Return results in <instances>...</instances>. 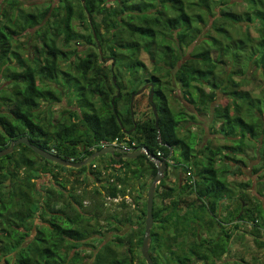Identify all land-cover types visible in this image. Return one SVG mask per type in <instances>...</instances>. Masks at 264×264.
I'll return each mask as SVG.
<instances>
[{
    "label": "trees",
    "instance_id": "obj_1",
    "mask_svg": "<svg viewBox=\"0 0 264 264\" xmlns=\"http://www.w3.org/2000/svg\"><path fill=\"white\" fill-rule=\"evenodd\" d=\"M104 2L58 0L56 6L24 10L17 0H6L8 7L1 14L5 21L0 24V76L8 77L10 87L0 89V107H6L0 111V150L22 136L41 149H54V154L76 161L100 149L101 141L145 147L156 157L173 162L170 168L176 180L172 186L165 183L167 164L153 202L149 253L154 264H220L232 237L243 236L238 235L240 223L248 224L246 233L263 253L264 264L262 200L253 195L247 207L238 201L233 208L224 203L237 198L227 195L232 192L227 174H242L250 148L255 154L252 172L257 174V193L264 199V0H113L112 6ZM74 21L84 23L87 32L77 31ZM206 25L215 34L212 42L204 38L183 58L181 50L193 46ZM30 29L33 33L26 32ZM22 32L35 35L31 55L22 56L21 48L14 45ZM78 44L85 46L81 53ZM142 52L152 63L145 79L139 75L146 69ZM10 58L17 61V68L10 67ZM62 62L68 69L61 68ZM104 62H109L108 70L100 66ZM257 77L261 84L253 92L250 82ZM139 78L136 86L133 82ZM146 82L154 84L157 126L148 88L134 97L130 108L131 94ZM65 93L74 98L67 101L74 107L63 111L59 124L46 125L35 107L39 101L47 106L61 103ZM221 96L224 103H219ZM171 99L184 100L194 110L186 106L173 110ZM199 115L211 120L209 126L218 123L215 132L229 143L199 141L191 131L180 135V128L188 130L186 125L197 123ZM34 154L18 144L0 157V262L83 264L79 252L73 250L84 244L92 252L89 264H136L146 200L137 216V229L126 242L119 235L112 240L125 244L122 253L110 242L96 246L85 241L102 233L97 229L100 219L114 227L132 224L128 211H105L102 199L130 195L128 186L135 180L145 174L153 178L155 164L144 153L119 160L108 154V165L120 164V169L103 174L96 158L74 169L39 155L37 162ZM51 167L76 175L75 183L84 174L100 182L92 197L102 199L92 211H84L87 192L77 193L74 185L68 191L67 180L65 184L57 181L58 173ZM40 174H49L60 186L58 190L47 188L41 204L33 193ZM238 198L250 200L245 193ZM119 206L126 207L124 200ZM37 218L40 225L35 224ZM139 255L138 263L146 264Z\"/></svg>",
    "mask_w": 264,
    "mask_h": 264
},
{
    "label": "rangeland",
    "instance_id": "obj_2",
    "mask_svg": "<svg viewBox=\"0 0 264 264\" xmlns=\"http://www.w3.org/2000/svg\"><path fill=\"white\" fill-rule=\"evenodd\" d=\"M19 2V4L21 5V7L24 10H32V9H36V7H41V6H46L48 4H51L52 6H56L58 0H17ZM105 6H112L113 5V0H105L104 2ZM8 5L6 4V0H0V24H2L5 19L2 17V11L7 8ZM75 24V29L79 32L85 33L87 32L85 27H84V23L82 22H78V21H74ZM203 32L201 37L197 40V42L190 47H184L181 50V53L183 55V58H186L189 56V54L191 52H194V47L196 45H199L200 42L204 39V38H208L210 40L211 38V42H212V37H214V32L212 30L207 29V25L203 26ZM26 32H30L33 33V29H30ZM26 32H22V34L19 36L17 35L16 38H18L16 41H14V45H18L21 49H20V53L22 56H26V55H31L32 52V48L30 45H32L34 43V38L35 35L32 34L31 37H28V33L26 34ZM210 43V42H209ZM209 47V46H208ZM76 48L78 50L79 53H81L85 46L82 44H78L76 45ZM199 48V46L197 47ZM213 49V47H211ZM196 49V48H195ZM140 59H142V61H144L145 65H146V69L141 71L139 73L140 78L141 79H145L147 78L150 74H151V67H152V63L149 61L148 56L145 52H142L140 55ZM74 61V60H71ZM9 65L10 67H16L17 68V61L14 58H10L9 60ZM72 65V62H71ZM100 66L104 69L108 70L109 67V62H104L101 63ZM68 67L67 64L64 62L61 63V68L63 69H68L66 68ZM72 70V67L71 69ZM129 77V74H126V79ZM139 78V79H140ZM134 81L133 83L137 86L139 83V81ZM169 79L168 77L163 78V80H167ZM61 81V80H58ZM261 84V80L257 77L251 80L250 82V86H246L249 88H252V91H258L259 87ZM176 86V85H175ZM10 87V80L8 79V77L6 76H0V89H8ZM75 87V86H74ZM61 91H64V87L61 88ZM172 94L174 93V95L176 97L179 96L177 90L175 91L174 89H171ZM175 92L177 94H175ZM69 95V96H68ZM175 97V98H176ZM180 97V96H179ZM178 97V98H179ZM74 98H72V96H70V94L65 93L64 97L62 98L61 103L55 104L54 106H47L46 102L43 101H39V104L35 107V113L41 118L43 119V122L46 125L49 124H59L62 120V113L65 109H72L74 107V104H68V100H73ZM95 103H97L98 101L95 100ZM225 102V98L221 96V98L219 99V103H224ZM171 107L173 108V110H178L181 109L182 106H186L189 110L193 111L194 109L192 108L191 105L187 104L186 102H184V100L180 99V102H178L175 99H171ZM6 107L1 106L0 107V111H3V109H5ZM77 108V107H76ZM172 110V111H173ZM174 112V111H173ZM58 121V122H57ZM198 122H191L190 124H188V126L186 125V127H188V130H186L185 128H180L179 133L180 135H186L189 131L196 133L198 136L199 141H210V143H212L213 145L216 144H220V145H225L229 142L224 141L223 139H221L220 135H218L215 132V129H217L218 127V123H216L215 125L212 123L211 125L213 126L212 128L209 126V122H211V120L207 119L206 116H201L199 115L198 117ZM51 126V125H50ZM181 126H183L181 124ZM175 153H178V150L175 149ZM247 166H242V174H239L237 171L234 172L233 174H227V180L229 182V188H231L232 192L229 191L227 192V195L230 196L229 193H231V196L237 197L233 200H224L225 204L230 203L229 205L233 208L236 203L234 201H238L241 203L242 206L247 207L248 203L253 202V195L257 196V198H259L260 200H262L263 204H264V199L258 195L257 193V174H254L252 172V167H254L255 164V160H254V153L253 150L247 149ZM32 157L37 161L40 162V158L37 155H32ZM105 157H108V154L105 155H101L96 157V165L98 168H100V170L104 169V159ZM146 166V163H145ZM53 171L58 173V180L59 182L65 184L63 182V180H67L66 185V189L68 191H70L71 189V185H74V187L76 188V192L77 193H83V191L87 192L86 197L83 200V205L84 202H86V205H84L83 210L86 212L92 211L94 208V204L95 202H97V200L102 199L101 197H92V191L93 188L96 187V180H94L92 177H86V175H79V180L81 181L80 183H75L74 179L76 178V175H70L67 171H62L56 167H51ZM114 172V171H111ZM110 173V172H109ZM105 176V175H104ZM162 179V177H161ZM152 178L150 175L145 174L144 177H142L141 179H139L138 181L135 180L133 182V184L128 186V190L130 192V196L131 198L135 201V203L137 202V197L139 196L137 194V191L139 190L140 195L142 196L141 199V207L143 206L144 201L146 200V192L149 186V183L151 182ZM165 180L169 183V185H175L176 184V180H175V175L173 173L172 168H169L168 173L166 175ZM161 181V180H160ZM56 181L49 175V174H40L38 176V178L35 179V191L33 192L36 198H39L40 204L43 202L42 200H44L45 198V193H46V189L47 188H55L57 187L60 188V186H58L57 184H55ZM98 184H101L100 182H97ZM160 183V182H159ZM240 183L246 184L245 187H241ZM57 185V186H56ZM138 189V190H137ZM245 193V195L250 199L248 202L245 201H240L238 196L240 197V194ZM66 194V192H65ZM102 201H104L103 207L105 209V211H109V212H114V211H120L122 210H126L131 214V219H132V224H127L125 226H121L119 225L118 227H114L113 225H109L107 224L104 220H99V227L97 226V229L100 228V232H102L100 235H95L96 237L85 241V242H90L93 243L96 246H99L104 242H110V244L115 247L117 249V251L119 253H122L124 251L125 248V244L124 245H120V244H116L114 241H110L113 240L115 238V235H119L122 238H124V243L126 242L127 238L130 233H132V231L135 229H137V213H139V205L138 203H136V208H130V206L126 205V207L122 208L119 206V203H114V202H110L107 201L105 198L102 199ZM159 202V200L157 198H155V203ZM233 202V203H232ZM247 204V205H246ZM140 214V213H139ZM209 216H211L209 214ZM206 217V216H205ZM35 224L36 225H40L41 224V220H39L38 218L35 220ZM241 224V225H240ZM239 224V234L241 233L240 238H237V236H233L232 240L229 244V250L228 253L224 256L223 260L221 261L220 264H235V263H244V264H263L261 257L263 256V253L254 246L253 240L250 237L249 234L246 233V231L249 229L248 224H244V223H240ZM230 225V229L233 230V223L229 224ZM228 225V226H229ZM200 231V230H199ZM202 232V231H200ZM204 231L201 233L202 236H204ZM239 237V236H238ZM165 238L168 239L167 236H165ZM181 238V237H180ZM179 238V239H180ZM174 247V245H173ZM85 248H87V250H84ZM79 249L76 248L73 250L74 251H78L79 253V258L81 259L80 261H82L83 264H89L91 263L92 259H91V250L90 247L88 248L87 245H79ZM139 253H141V249L139 250ZM138 252L135 251V263L139 264L138 262H140L141 258ZM165 255H167V253H165ZM256 258V259H254ZM254 260V261H253ZM0 264H9L6 263L5 261H1ZM195 264H204L203 262H197ZM219 264V263H218Z\"/></svg>",
    "mask_w": 264,
    "mask_h": 264
},
{
    "label": "water",
    "instance_id": "obj_3",
    "mask_svg": "<svg viewBox=\"0 0 264 264\" xmlns=\"http://www.w3.org/2000/svg\"><path fill=\"white\" fill-rule=\"evenodd\" d=\"M88 19H89V15H88ZM89 22H90V19H89ZM98 49L100 52L99 47ZM113 82H115L114 76H113ZM146 88H149V102L151 103V108L155 116V126H157L158 116H157V111H156V105L153 102V94H154V90H153L154 84L153 83H145L137 91L131 94L130 108L132 111V103H133L134 97L140 94ZM116 95L117 96L119 95V88H117ZM131 115H133L132 112H131ZM126 133H128V131ZM18 144L26 145L34 153H36L37 155H39L41 158L45 160L54 162L64 167L74 168V169H80L81 167L90 164L96 157L105 155V154H109L112 157H114L116 160H119L121 158L133 159L139 156L143 152L147 156V158L155 164L156 172L146 192V210H145V218H144V235H143L142 244H141V255L144 258L146 264H154L150 256V253H149L150 230L153 225V202H154L156 185L160 182L163 173L167 170L166 158L156 157L155 155L149 153L145 147H140L134 151L128 152L120 146L107 145L105 147H101L100 149L94 151L91 155H89L84 160L73 162L67 158H63L56 154L50 153L49 151L45 149H41L37 145L33 144L27 136H22V137L13 139L6 148L0 150V157L11 153L14 149V146ZM116 154H118V156H115Z\"/></svg>",
    "mask_w": 264,
    "mask_h": 264
},
{
    "label": "built area",
    "instance_id": "obj_4",
    "mask_svg": "<svg viewBox=\"0 0 264 264\" xmlns=\"http://www.w3.org/2000/svg\"><path fill=\"white\" fill-rule=\"evenodd\" d=\"M99 145H100V147H105V146H107V145L120 146V147H122L123 149H125V150L128 151V152H131V151L136 150V147L134 146V143L128 144V143L125 142V141H116V140H115V141H113V142H111V143H109V142H105V141H101V142L99 143ZM90 149L92 150L93 147H91ZM50 153H53V154H54V153H55L54 149H52V150L50 151ZM142 153H143V152H142ZM157 154H158V155H161L159 152H158ZM159 158H161V157H159ZM69 160H70V161H73V162L76 161V160H75L74 158H72V157L69 158ZM166 162H167V164H170L169 168L171 167V164H173V162H172L171 160H167ZM92 166H93V168L96 167L95 164H93ZM169 168H168V169H169ZM186 176L189 177L190 182H191L190 171H187ZM118 187H120V186H118ZM106 200H107V201H110V202H114V203H120L121 201L124 200V202L126 203V205L130 206V208H133V209L136 208V203H135V201L131 198V196H130L129 194H125L124 196L107 197Z\"/></svg>",
    "mask_w": 264,
    "mask_h": 264
},
{
    "label": "crops",
    "instance_id": "obj_5",
    "mask_svg": "<svg viewBox=\"0 0 264 264\" xmlns=\"http://www.w3.org/2000/svg\"><path fill=\"white\" fill-rule=\"evenodd\" d=\"M108 160H110L109 159V155H108V157H105V159H104V162H105V164H104V169H102V172H104L103 174H106V173H109V172H111V171H114L113 169L115 168V172H119V169H120V164H110V165H108ZM139 179H137V181H138ZM165 183L167 184V185H169V183L167 182V181H165ZM170 186H172V185H170ZM138 190V189H137ZM140 191L138 190L137 191V194L139 195L138 197H137V202L136 203H138V205H139V213H140V207H141V199H142V196L140 195V193H139ZM139 213H137V215H140ZM138 219V218H137Z\"/></svg>",
    "mask_w": 264,
    "mask_h": 264
},
{
    "label": "flooded vegetation",
    "instance_id": "obj_6",
    "mask_svg": "<svg viewBox=\"0 0 264 264\" xmlns=\"http://www.w3.org/2000/svg\"><path fill=\"white\" fill-rule=\"evenodd\" d=\"M146 83H147V82H146ZM144 84H145V83H144ZM148 89H149V88H148ZM130 132H131V130H129L128 133H126V134H129ZM67 159H68V158H67ZM167 168H168V167H167ZM95 185L99 186L100 184H98V183L96 182ZM54 189H55V190H58L59 188L57 189V187H55ZM104 198L106 199L107 197H104ZM84 205H86V202H84ZM38 225H39V224H38ZM110 241H112V240H110ZM104 243H105V242H104Z\"/></svg>",
    "mask_w": 264,
    "mask_h": 264
}]
</instances>
